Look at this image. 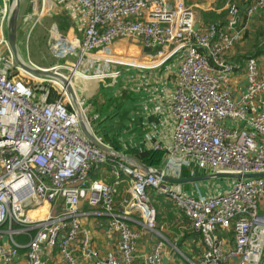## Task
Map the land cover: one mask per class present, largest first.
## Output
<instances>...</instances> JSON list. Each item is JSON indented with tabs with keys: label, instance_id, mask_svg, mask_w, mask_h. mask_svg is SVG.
Wrapping results in <instances>:
<instances>
[{
	"label": "built area",
	"instance_id": "2783aa9c",
	"mask_svg": "<svg viewBox=\"0 0 264 264\" xmlns=\"http://www.w3.org/2000/svg\"><path fill=\"white\" fill-rule=\"evenodd\" d=\"M47 1L67 4L82 21L80 37H54L53 56L74 62L48 68L55 74L74 69L85 77H109L91 76L81 67L115 63L98 55H106L121 40L153 51V65L178 59L170 107L175 119L172 144L152 147L153 152H164L166 166L149 172L126 166L93 146L80 130V115L66 82L16 65L6 37L5 6L0 19V264H44L46 251L56 252L60 264H134L139 234L131 225L140 224L162 238L149 191L171 200L201 236L203 253L195 262L186 259L189 264H264V215L258 212L264 177H245L264 174V73L256 58L245 61L239 97L227 86L238 67L225 55L243 39L245 27L233 32L215 25L195 30L194 11L184 0ZM243 13L247 18L260 15L264 23V0H254ZM228 14L232 25L238 6L230 4ZM82 121L93 134L84 111ZM108 163L116 183L121 175L130 181L129 197L122 199L119 210L114 207L115 186L89 179L94 168ZM183 169L208 179L226 175V188L218 185L212 194L187 195L153 173L180 178ZM82 201L100 208L96 213L107 217V231L117 235L116 248L104 257L81 224ZM42 207L45 217H30ZM223 231L232 233L231 249H225L219 236ZM20 235L27 238L25 244L16 241ZM163 246L161 240L156 242L143 264H163Z\"/></svg>",
	"mask_w": 264,
	"mask_h": 264
},
{
	"label": "crops",
	"instance_id": "0c3cea01",
	"mask_svg": "<svg viewBox=\"0 0 264 264\" xmlns=\"http://www.w3.org/2000/svg\"><path fill=\"white\" fill-rule=\"evenodd\" d=\"M253 1L184 0L194 11L197 29L201 30L205 29L208 25H215L220 29L233 32L235 29L238 30L245 27L246 32L243 39L235 44L230 52L225 55L226 61L234 63L238 67L227 84L228 89L236 97H239L244 89V65L248 57L256 58L259 70L261 73H264V41H256L257 44L253 46V53L249 54L245 52L247 50L245 47L247 37L250 38L252 34H255L259 38L258 30L260 28L264 29V23L260 15L247 18L243 13L244 8ZM6 2L7 0H0V19ZM50 3L52 4L51 6H59L73 23V26H68L69 32L65 34L66 38L73 39L77 37L75 31L76 29L80 31L82 21L73 16L70 12V6L67 4ZM232 3L238 6L239 15L234 19L235 23L230 25L231 17L228 14V7ZM42 9H44V5ZM260 34H262V31H260ZM121 41H116L109 51L112 50V53H115L113 48H115L116 43H121ZM131 50L142 56V61L136 64L139 66L126 67L125 71H119V75L116 77L115 83H113L114 91L105 87L107 85H101L102 93L91 98L90 103L86 105V109L94 119L91 129L97 139L118 153L135 157L143 152L152 151L151 149L155 145L166 149L172 144L175 119L170 107L171 99L178 83L176 71L179 63L177 58H172L159 66L153 65L156 62L151 56L154 55L153 51H145L141 48L140 44L132 45L129 51ZM98 56L104 60H109L107 59L108 57L104 58L106 55L99 54ZM20 58L24 61H30L29 56L24 58L21 54ZM32 63L35 64L34 62ZM100 66L101 64L97 63H87L81 68L86 73L91 68L94 70L100 69ZM81 78V82L83 83L81 86L83 88L94 83L97 84L96 87L99 86V77L82 76ZM81 86L80 84L77 85L80 92ZM159 153L162 155L161 161L157 168L153 169L162 171L165 170L166 162L164 161V152ZM123 163L126 166L133 167L130 163ZM186 171L190 173L188 170ZM113 172L114 167L111 163L101 165L89 173V179L101 180L115 186L114 207L115 210H119L122 199L129 197L130 181L128 177L121 175L120 181L116 183ZM181 173L180 178H185ZM198 175H200L198 172L194 176L190 173V177L188 178ZM168 178L179 179L172 176ZM163 184L169 186L174 191L193 196L212 194L218 185H221L223 189L226 188L224 183H219L214 179L182 184L163 181ZM149 196L156 210L157 230L163 239L149 233L140 224L131 225L132 229L139 234L136 247L137 258L134 264H143V257L160 240L164 244L162 250L163 264H189L186 259L193 262L197 261L204 250L201 236L191 229L188 219L180 215L171 200L158 196L152 191H149ZM41 206L47 207V204H41ZM168 206H172L176 212L172 213L169 210L170 208H167ZM79 210L84 214L81 218V224L89 231L93 245L98 250L100 256L104 257L107 252L116 248L118 242L117 235L107 231V217L96 213L100 212V208H90L85 201H82L79 204ZM258 212L264 215V201L259 203ZM166 216L170 217L168 222ZM133 217L136 218V215H133ZM219 234L225 240V249H231L233 246L232 233L230 231H223ZM16 241L25 244L27 238L20 235L16 237ZM42 261L44 264H60L59 256L56 252L50 253L46 251L42 257Z\"/></svg>",
	"mask_w": 264,
	"mask_h": 264
},
{
	"label": "rangeland",
	"instance_id": "374dc122",
	"mask_svg": "<svg viewBox=\"0 0 264 264\" xmlns=\"http://www.w3.org/2000/svg\"><path fill=\"white\" fill-rule=\"evenodd\" d=\"M13 1L14 0H7L6 2V7L8 9L7 18ZM51 5L52 4L50 2L48 4L47 1L44 10L42 9L43 3L42 1L40 2V0H21L17 27V45L19 47V54L20 56L22 54L24 58L29 56L31 62L33 61L36 65L46 68H50L57 64H63L64 66L71 65L74 63L72 58L57 59L53 56L50 50V45L53 43L54 37H56V39H59L58 35L65 36V34L69 32L68 26H73L71 19H69L65 15V13L60 9L59 6L55 7ZM260 31H262V34H260ZM75 34L77 35V37H80L81 31H79V29H76ZM258 35L260 36L259 38H257L255 34H252L250 38L247 37V44L245 46L247 48V50H245L246 53L250 54L254 52L253 46L257 44L256 41H264L263 28H260L258 30ZM134 44L137 45L138 42L121 41V43H116L115 48H113V51L115 50V53H112V50L106 52L107 56H112L107 59L121 63H126L130 59L141 62L142 56L138 55L139 53L132 50L129 51L131 46ZM113 57H115V60H113ZM97 64H101L100 69L94 70L93 68H91L87 70L86 73L91 76L109 74V77L107 76L105 78H100V80H98L99 86L97 87V84L94 83L93 85H89L83 88L81 86V84L83 83L81 82V92L79 94L77 93L79 101L81 103V108L87 116V120L89 121L91 127L93 126L92 124L94 119L86 109V105L90 103L91 98H94L95 96L102 93V89L100 88L101 85H107L105 87L114 91L115 88H113V83H115L114 81H116V77L112 76V74L119 71H125L126 68L124 65L104 61L98 62ZM79 79L80 81H82L81 77ZM198 176L204 175L200 174ZM226 179L227 178L223 177L214 178V180H217V182L219 183H225ZM167 208H170L169 210L172 213L176 212L172 206H168ZM166 217L168 222L170 217ZM4 229H7V226H5Z\"/></svg>",
	"mask_w": 264,
	"mask_h": 264
},
{
	"label": "water",
	"instance_id": "95a60500",
	"mask_svg": "<svg viewBox=\"0 0 264 264\" xmlns=\"http://www.w3.org/2000/svg\"><path fill=\"white\" fill-rule=\"evenodd\" d=\"M20 3L21 0H14L13 4L14 6L10 7L9 15L6 21V37L7 41L9 44V48L11 50L13 59L19 67H21L23 70L37 76H46V77H55L58 78V75L50 71L49 69H44V68H37V69H32L27 67L21 60L19 56V51H18V45H17V27H18V19H19V9H20ZM195 30H197V26L194 27ZM147 52H150V49H144ZM69 92L71 94V91L69 89ZM73 102L76 104V98L71 94ZM81 107V106H80ZM80 130L84 137L96 148L102 150L109 156L132 164L134 167L144 171V172H149V168L141 164L135 157L131 155H124L121 153H118L117 151L111 149L110 147L106 146L104 143L100 142L97 140V138L91 134L83 121L80 119ZM154 175L157 178H160L162 181H166L169 183H176V184H182V183H191V182H197V181H202L205 179H208L210 177L208 176H195L191 178H179V179H173V178H168V177H162L159 171L153 170ZM226 175L218 174L215 175V177H225ZM245 177H264V174H249L245 175Z\"/></svg>",
	"mask_w": 264,
	"mask_h": 264
},
{
	"label": "bare ground",
	"instance_id": "6f19581e",
	"mask_svg": "<svg viewBox=\"0 0 264 264\" xmlns=\"http://www.w3.org/2000/svg\"><path fill=\"white\" fill-rule=\"evenodd\" d=\"M41 1H42L43 5H44L45 1L47 2V0H40V2ZM48 4H49V2H48ZM13 6H14V4H12L11 9H12ZM107 57L109 58V56H105L104 58H107ZM20 60L22 62L24 61L22 58H20ZM113 60H115V58ZM115 63L122 64L121 62H115ZM127 63L137 64L138 61L130 59ZM56 75H58V78L60 80L66 82L67 86L69 87V89L71 91V94L76 98V101H77L76 102V106H77V109H78V112H79V115H80V119L83 120V111L81 110V107H80L81 103H80L79 97L77 95V93L79 94L80 91H79V89H78L79 87H77V85L81 84V81H80L79 78L82 77V76L83 77H85V76L80 74V73H78L76 70L74 71V69H72V70L64 69V70H61V71L57 72ZM65 78H67V80H65ZM45 215H46V208L45 207H42L41 210L36 215H32V213H30V217L37 218V219L43 218V217H45Z\"/></svg>",
	"mask_w": 264,
	"mask_h": 264
},
{
	"label": "trees",
	"instance_id": "16d2710c",
	"mask_svg": "<svg viewBox=\"0 0 264 264\" xmlns=\"http://www.w3.org/2000/svg\"><path fill=\"white\" fill-rule=\"evenodd\" d=\"M45 5H46V1L44 2V10H45ZM135 157L144 166L148 168H157L158 164L161 161L162 155L159 152L146 151L139 155H136ZM181 174L185 178L190 177V173H188L186 170H182Z\"/></svg>",
	"mask_w": 264,
	"mask_h": 264
}]
</instances>
